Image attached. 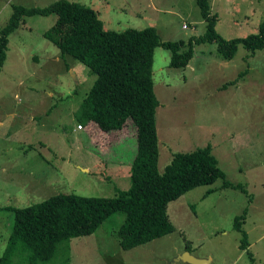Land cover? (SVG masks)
<instances>
[{
	"label": "rangeland",
	"instance_id": "rangeland-1",
	"mask_svg": "<svg viewBox=\"0 0 264 264\" xmlns=\"http://www.w3.org/2000/svg\"><path fill=\"white\" fill-rule=\"evenodd\" d=\"M54 1L0 0V27L12 5ZM67 1L94 9L106 29L153 27L161 42L183 41L180 49L206 31L195 0ZM208 3L215 30L227 39L255 33L264 21V0ZM55 20V13L24 16L7 36L0 65V254L14 208L57 192L111 197L131 183L134 128L128 121L111 142L109 134L98 130L92 138L91 124H79L76 112L95 73L43 37ZM170 53L157 44L152 63L158 169L173 153L208 144L227 182L240 188L222 187L221 178L193 187L167 204L171 232L129 249L118 234L125 212H115L91 234L59 244L40 264H189L175 260L184 249L210 255L212 264H251L248 251L264 263V46L250 50L239 42L224 58L216 41H193L183 66L170 65ZM243 212L248 250L239 247L242 233L233 228ZM10 264H27L26 256L17 253Z\"/></svg>",
	"mask_w": 264,
	"mask_h": 264
},
{
	"label": "trees",
	"instance_id": "trees-1",
	"mask_svg": "<svg viewBox=\"0 0 264 264\" xmlns=\"http://www.w3.org/2000/svg\"><path fill=\"white\" fill-rule=\"evenodd\" d=\"M195 3L206 21V31L189 38L184 49H180L183 41L161 42L153 27L106 29L94 9L67 0H56L46 7L11 6L12 13L0 27V65L7 36L22 23L24 16L55 13L56 20L43 31V37L58 47L61 54L81 60L95 73L76 112L79 124H91L92 138L99 130L109 134L113 142L123 135L130 121L135 148L129 169L130 186L114 196L57 192L31 205L14 208L0 264H10L17 253L26 256L27 264L46 263L55 256L59 244L91 234L118 211L125 212L118 231L120 244L129 249L171 232L174 226L166 212L167 204L193 187L209 186L221 178L222 187L240 188L227 182L208 144L173 153L161 171L157 166L159 150L154 117L158 101L152 79L155 46L162 43L170 49L172 66H183L189 61L193 41H216L224 58L234 55L239 42L250 50L264 46V21L255 33L227 39L215 30L216 14L210 13L208 0ZM243 217L244 212L235 216L233 228L242 233L239 247L248 250L247 234L241 227ZM248 255L251 264H259L249 251Z\"/></svg>",
	"mask_w": 264,
	"mask_h": 264
},
{
	"label": "water",
	"instance_id": "water-1",
	"mask_svg": "<svg viewBox=\"0 0 264 264\" xmlns=\"http://www.w3.org/2000/svg\"><path fill=\"white\" fill-rule=\"evenodd\" d=\"M179 259L190 264H204L208 261V258L195 257L187 250L183 251L182 254H179L175 260Z\"/></svg>",
	"mask_w": 264,
	"mask_h": 264
},
{
	"label": "crops",
	"instance_id": "crops-1",
	"mask_svg": "<svg viewBox=\"0 0 264 264\" xmlns=\"http://www.w3.org/2000/svg\"><path fill=\"white\" fill-rule=\"evenodd\" d=\"M250 245H251V243L248 244V246H250ZM183 251H185V249ZM194 256L196 257L197 255H194ZM197 257L208 258V263L207 264H212V257L210 255H208V256H197Z\"/></svg>",
	"mask_w": 264,
	"mask_h": 264
},
{
	"label": "bare ground",
	"instance_id": "bare-ground-1",
	"mask_svg": "<svg viewBox=\"0 0 264 264\" xmlns=\"http://www.w3.org/2000/svg\"><path fill=\"white\" fill-rule=\"evenodd\" d=\"M208 263V261H206L204 264H207Z\"/></svg>",
	"mask_w": 264,
	"mask_h": 264
}]
</instances>
